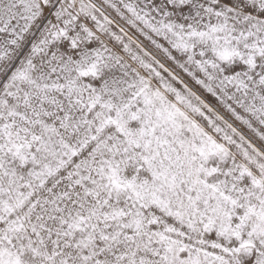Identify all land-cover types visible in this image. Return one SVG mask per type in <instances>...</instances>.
Instances as JSON below:
<instances>
[{"label":"snow or ice","instance_id":"6c2138e0","mask_svg":"<svg viewBox=\"0 0 264 264\" xmlns=\"http://www.w3.org/2000/svg\"><path fill=\"white\" fill-rule=\"evenodd\" d=\"M0 264H264V0H0Z\"/></svg>","mask_w":264,"mask_h":264}]
</instances>
